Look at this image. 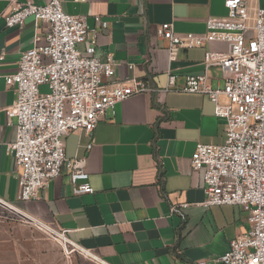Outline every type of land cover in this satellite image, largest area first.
Returning <instances> with one entry per match:
<instances>
[{"label":"crops","instance_id":"obj_1","mask_svg":"<svg viewBox=\"0 0 264 264\" xmlns=\"http://www.w3.org/2000/svg\"><path fill=\"white\" fill-rule=\"evenodd\" d=\"M62 1L66 12L87 16L89 28L98 32L95 55L105 61L111 54L119 62L116 75L104 78L106 83L136 78L155 91L109 108L94 131L91 149L92 139L81 130L65 137L66 156L84 164L94 193L73 194L70 171L64 168L39 199H19V172L6 153V145L16 140L17 118H9L5 109L16 94L5 78L17 72L22 53L37 38L45 41L49 28L33 17L8 27L9 0H0V199L65 230L72 242L96 256L87 264H215L250 223L242 206L204 205L205 170L193 169L192 156L198 143L225 142L226 119L216 116L209 96L181 88L187 76L204 73L212 87L223 88L222 69L207 66L205 56L210 48L226 50L228 45L181 48L171 63L168 41L157 30L171 23L179 34L204 33L209 17L228 15L225 0ZM259 7L264 0L250 1L253 17ZM80 47L84 50L86 44ZM170 69L176 85L164 91Z\"/></svg>","mask_w":264,"mask_h":264},{"label":"built area","instance_id":"obj_2","mask_svg":"<svg viewBox=\"0 0 264 264\" xmlns=\"http://www.w3.org/2000/svg\"><path fill=\"white\" fill-rule=\"evenodd\" d=\"M250 1L225 0L228 15L209 17L204 33L179 34L171 23H163L157 30L168 41L171 63L181 48L217 42L228 45L226 50L210 48L205 56L207 66L222 69L223 88L212 87L206 73L187 76L181 88L186 93L209 96L215 102L216 116L226 119L225 142L198 143L192 156L193 169L205 170L204 205L242 206L250 223V229L238 234L215 264H264V7H259L253 17ZM9 8L5 17L8 27L33 17L49 28L45 41L39 43L37 38L22 53L17 72L5 78L16 94L14 103L5 109L9 118H17L16 140L6 145V153L15 160L19 172V199H39L41 190L48 188L64 168L70 171L73 194H92L95 189L84 164L66 156L65 137L81 130L92 139L88 144L91 149L94 131L109 108L155 89L136 78L106 83L104 78L116 75L119 62L111 54L105 61L95 55L98 32L89 28L87 16L66 12L62 0L46 4L9 0ZM101 24L107 27L108 22ZM249 31L253 32L251 37L247 36ZM83 44L84 50L80 47ZM167 75L164 91L174 87L177 80L171 69ZM222 96L226 102L221 101ZM0 203L42 223L12 204L1 199ZM55 231L77 246L65 230ZM199 264L211 263L202 260Z\"/></svg>","mask_w":264,"mask_h":264},{"label":"rangeland","instance_id":"obj_3","mask_svg":"<svg viewBox=\"0 0 264 264\" xmlns=\"http://www.w3.org/2000/svg\"><path fill=\"white\" fill-rule=\"evenodd\" d=\"M55 230L0 203V264H87L92 259Z\"/></svg>","mask_w":264,"mask_h":264},{"label":"bare ground","instance_id":"obj_4","mask_svg":"<svg viewBox=\"0 0 264 264\" xmlns=\"http://www.w3.org/2000/svg\"><path fill=\"white\" fill-rule=\"evenodd\" d=\"M42 225V223H40Z\"/></svg>","mask_w":264,"mask_h":264}]
</instances>
